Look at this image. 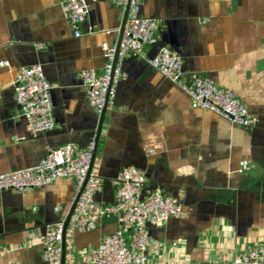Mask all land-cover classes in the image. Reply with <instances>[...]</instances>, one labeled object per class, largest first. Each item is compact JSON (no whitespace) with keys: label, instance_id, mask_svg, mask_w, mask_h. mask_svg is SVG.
I'll use <instances>...</instances> for the list:
<instances>
[{"label":"crops","instance_id":"crops-1","mask_svg":"<svg viewBox=\"0 0 264 264\" xmlns=\"http://www.w3.org/2000/svg\"><path fill=\"white\" fill-rule=\"evenodd\" d=\"M61 0H0V173L35 165L47 151L84 149L98 136L91 172L103 178L95 199L109 204L119 169L146 177L142 195L159 189L182 207L163 225L147 222L161 246L146 264H206L264 243V0H142L140 14L157 21L145 57L168 47L187 73L231 90L253 117L251 127L230 124L193 105L173 82L133 54L122 63L113 104L99 116L85 101L77 77L100 72L103 45L118 44L124 11L109 0H88L75 37ZM40 64L52 84L55 128L30 135L14 100L20 66ZM250 168L240 170V162ZM74 198L71 178L28 192L0 191V264H46V227L65 219ZM104 216L65 243L64 264H86L82 251L117 229Z\"/></svg>","mask_w":264,"mask_h":264},{"label":"built area","instance_id":"built-area-1","mask_svg":"<svg viewBox=\"0 0 264 264\" xmlns=\"http://www.w3.org/2000/svg\"><path fill=\"white\" fill-rule=\"evenodd\" d=\"M109 1L127 11L118 45H103L105 63L99 73L93 69L77 73L84 88L85 101L96 115L99 116L105 106L113 104L115 86L122 76L123 60L133 54L144 58L151 69L177 85L196 107L209 110L232 125L246 128L254 124L246 105L231 90L199 73L185 72L180 56L168 47H161L153 56L145 57L144 47L156 39L157 21L140 14L142 0ZM59 6L73 35L79 36L88 0H61ZM52 88L40 64L20 66L14 72V100L30 135L55 128ZM95 150L94 138L84 149L71 144L52 148L31 167L0 173V191L28 192L59 178H71L74 194L78 197L64 229L65 243L76 232L90 231L104 216L112 214L116 217L117 229L104 235L97 247L82 251L85 263L146 264L148 250L161 246L159 240L148 235L146 223L163 225L171 217H179L182 207L159 189L143 196L146 177L141 169L134 166L123 167L117 172L113 201L100 203L95 194L101 190L103 178L92 173L90 167ZM249 168L247 161L240 162V170ZM63 222L64 219H58L45 229L41 259L46 264H60ZM206 264H264V243L243 250L231 259L213 260Z\"/></svg>","mask_w":264,"mask_h":264},{"label":"water","instance_id":"water-1","mask_svg":"<svg viewBox=\"0 0 264 264\" xmlns=\"http://www.w3.org/2000/svg\"><path fill=\"white\" fill-rule=\"evenodd\" d=\"M126 15H127V11L125 10L124 11V18H123V21H122V24H121V27H120V31H121V29H122V26H123V24H124V21H125V19H126ZM119 42V41H118ZM118 45V44H117ZM106 106L103 108V111L101 112V114L99 115V127H98V135H99V133H100V130H101V126H102V123H103V118H104V114H105V110H106ZM97 139H98V136L96 137V139H95V145L97 146ZM55 148V147H54ZM94 157H95V151H94V153H93V155H92V159H91V165H90V167H92V163H93V160H94ZM120 170V169H119ZM118 170V171H119ZM74 198H73V201H72V204H71V206H70V208H69V210H68V213H67V215H66V217H65V219H64V222H63V235H62V241H61V260H60V264H64V258H65V235H64V229H65V227H66V225H67V222H68V219H69V216H70V214H71V212H72V210H73V207H74V205H75V202H76V199H77V197H78V195L77 194H74Z\"/></svg>","mask_w":264,"mask_h":264},{"label":"rangeland","instance_id":"rangeland-1","mask_svg":"<svg viewBox=\"0 0 264 264\" xmlns=\"http://www.w3.org/2000/svg\"><path fill=\"white\" fill-rule=\"evenodd\" d=\"M75 197V196H74Z\"/></svg>","mask_w":264,"mask_h":264},{"label":"trees","instance_id":"trees-1","mask_svg":"<svg viewBox=\"0 0 264 264\" xmlns=\"http://www.w3.org/2000/svg\"><path fill=\"white\" fill-rule=\"evenodd\" d=\"M96 151V150H95Z\"/></svg>","mask_w":264,"mask_h":264}]
</instances>
